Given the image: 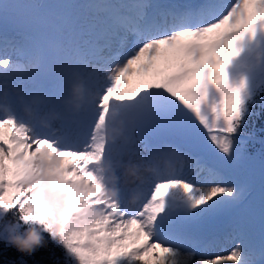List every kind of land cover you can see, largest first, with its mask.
<instances>
[{"label":"snow or ice","instance_id":"6c2138e0","mask_svg":"<svg viewBox=\"0 0 264 264\" xmlns=\"http://www.w3.org/2000/svg\"><path fill=\"white\" fill-rule=\"evenodd\" d=\"M0 20L15 25L3 39L21 54L0 67L19 77L13 87L32 117L16 114L5 86L0 264H264V176L259 241L236 219L238 242L227 255L182 251L206 242L204 225L246 199L248 184L223 171L247 158L238 138L264 145V0H0ZM126 42L132 47L118 59L113 51ZM43 71L51 86L37 82ZM101 71L103 82L94 81ZM90 103V130H37L58 115L42 120L43 106L75 112ZM208 142L220 154L215 163L202 154ZM118 171L144 189L131 204ZM29 225L39 226L42 246L28 253L5 242ZM42 249L46 259H36ZM10 250L17 255L4 261Z\"/></svg>","mask_w":264,"mask_h":264},{"label":"rangeland","instance_id":"374dc122","mask_svg":"<svg viewBox=\"0 0 264 264\" xmlns=\"http://www.w3.org/2000/svg\"><path fill=\"white\" fill-rule=\"evenodd\" d=\"M67 2H69V0H67ZM77 2H82V0H78ZM150 2L152 4H155V5H159L162 3H166V4L169 3L171 5H185V4H189V3H196V2H198V0H150ZM222 2L226 3V4H230V3L234 2V0H222ZM9 22L5 23L4 21L0 20V32L2 34H5V33L7 35L13 34L14 29H15V25L12 24V22L11 23H9ZM131 47H132L131 42H126L124 45L120 46L118 49H114L113 55L117 56L118 59L122 60L124 58V53H127L131 49ZM9 54L11 56L10 60H12V61H19L21 58V54L17 48H14V50H11V52ZM3 57H4V55L0 54V59H3ZM9 67L11 68V64ZM5 71H6L5 69L0 67V74L5 72ZM9 73H11V72H9ZM11 75L12 76H10V77L14 79L13 84L15 82L20 83L18 76H14L12 73H11ZM103 76H104V73H103V71H101L97 74H94L92 78L94 81L99 80L102 83L103 82V79H102ZM10 77H4L6 79V82L9 81ZM37 82L44 85V86H51L52 83L54 82L53 74L51 72H48V71H43L38 75ZM61 91L64 95H67L68 85L64 84ZM91 98L92 99H98L97 97H95V88H93V95ZM48 107L50 108L52 106L51 105H45L40 109V118L42 120H45V117L48 114V113H46V109ZM51 109L53 111H56V110L65 111L68 108L66 106H64L63 104H61V105L54 106ZM13 110H15V109H13ZM20 115L22 118L29 116V114L26 111H23V113H20ZM1 117L2 116H0V118ZM86 117L88 118L87 120H85ZM30 119H32V117L29 116V118H26L25 120H30ZM90 119H91V122H90V125H91L94 123V121L96 119L95 105L91 104V103L86 107L85 110L77 111L76 120L73 123L71 130L69 132H67V134L72 135L73 133H76L79 126L84 125V123H86ZM40 125L44 127V123H40L39 129H37L41 133V135H43V134H45V131L41 130ZM46 127H47V125H46ZM85 127H87V124ZM85 127H82V128H85ZM88 128L90 130V126ZM81 129L78 132H80ZM201 133L204 135V139L206 140V134L203 133L202 128H201ZM132 135H133V138L135 139V143L137 144V146L142 149V147H144V141L138 139V137L140 135L139 130H133ZM163 142H164L163 140H161V141L153 140L152 141V143H154V144L163 143ZM149 154L150 153L147 151L145 153H143L141 151V153H140L141 156H148ZM202 154L205 156V158L210 163H215L220 159V154L216 153L214 146H212L210 144V142H208L206 144V146L203 149ZM121 159L126 163L127 160L129 159V154H127V153L124 154L121 157ZM165 159L166 158L163 156V163H165ZM246 160L247 161L249 160L248 156H247ZM243 162H244L243 167L242 166L239 167V166H236L235 164L229 163V164L225 165L223 171H224V174L227 175L228 177L238 179V180H242L248 184V193H247L246 199L244 200V202L242 203L240 208L237 209L236 212L230 214L227 217H223L219 220H216L214 222L207 223L204 225V228L208 233L207 241H209V244H213V242H214V245H215V243L217 245L219 243L218 247H222V246H220L219 241L223 240L224 241L223 243L225 245H227V247L221 248L220 252L218 251V249L215 250L213 248L208 249L205 252V250L201 247V244L198 245L195 249H193V247L191 245H188V246H185L184 248H182V251L189 252V251L195 250L196 258H199L201 255H206V256L207 255L214 256L216 254L227 255L230 252L231 248L235 245V243L238 242L237 233L235 231V220L236 219H240V220L244 221L249 234L255 240L259 241L260 232H261V220H260L259 209L257 208V204H256L255 200L257 197H259V195L261 193V187H260L261 184H257V181L254 179V177H255L254 173L258 172L256 167H259V166L258 165L252 166L250 164V162L247 163L244 160H243ZM146 168H147V166L145 165V170H146ZM141 174H143V172ZM117 178L121 181L120 183H123L124 185H128V183L130 184L133 182L136 183V185L138 187L134 190L135 192L132 194L134 196L144 190L140 186V182H139L138 178L125 176L122 171H119L117 173ZM136 185H135V187H136ZM135 187H132V189H134ZM125 196H128V195H125ZM229 231H233L236 234L233 236L234 239H231V241L228 242L227 237L224 238V237H221V235H228V234H230ZM225 240H227V243L225 242Z\"/></svg>","mask_w":264,"mask_h":264},{"label":"bare ground","instance_id":"6f19581e","mask_svg":"<svg viewBox=\"0 0 264 264\" xmlns=\"http://www.w3.org/2000/svg\"><path fill=\"white\" fill-rule=\"evenodd\" d=\"M12 35L13 34L8 35V36L11 37ZM3 36H4V34H2L0 32V54L4 55L3 58L11 59V56H10L9 53L11 52V50H14V48H16V47H14L11 42H7L6 43L5 40L3 39ZM10 76H12L11 73H8L7 76H5V72L0 74V102L3 101V93H4V90H5V86H7V91H8L10 105H11V107L13 109H15L14 111L18 112V115L21 117V115L19 113H23V111H25V106H24L23 101L16 95L15 89L13 87V85L19 84V83L15 82L13 84L14 79L11 78ZM4 77H10L9 81L6 82V79ZM52 107H54V106H52ZM51 108H50V110L53 111ZM66 111L69 112L68 109L65 110V111H62V110L54 111L58 115L55 116L54 118L46 119L44 123L46 125H48V123H50V125L51 124H55V126L53 127V131H59V132H65V133L69 132L71 130V127H72L73 123L76 120L77 111H75V112L71 111L70 114L72 116V120H69V121H67V118H63L62 116L59 115L60 113L65 114ZM46 112H49V111L46 110ZM0 116H2L1 118H3V116H4V113H3L2 110H0ZM87 119L88 118L86 117L85 120H87ZM38 129H39V127H38ZM45 133H47V132L45 131ZM143 148L144 147H142V149ZM142 152L145 153L146 151H142ZM117 173H116V175H117ZM120 182L121 181L117 178L118 186H120L124 190V194L125 195H132L135 192L134 190L138 187L136 185V187L134 186L135 188L132 189V187H130L129 185H124L123 183H120ZM229 233L230 234H228V235H221V237H224V238L227 237L228 242L231 241V239H234L233 236L236 234L233 231H229ZM227 240H225L226 243H227ZM219 242H220V246H222V247H218L219 243L217 245H216V243H215V245L214 244H209V241H207V240H206V242L201 244V247L205 250V252L208 249H212V248L215 249V250L218 249V251L220 252L221 248L227 247V245H225L223 243L224 242L223 240H221ZM207 245H210V246L207 247Z\"/></svg>","mask_w":264,"mask_h":264},{"label":"trees","instance_id":"16d2710c","mask_svg":"<svg viewBox=\"0 0 264 264\" xmlns=\"http://www.w3.org/2000/svg\"><path fill=\"white\" fill-rule=\"evenodd\" d=\"M77 0H69V2H75ZM11 23V21L9 22ZM13 24V23H12ZM256 110H259V106L257 105ZM246 131H251V121L249 122V125L246 129ZM259 135V133H258ZM240 143L243 144L245 146V150L247 152V156L249 158V160L247 161L246 159H244L245 162L249 163L252 166H259L256 167L257 169V173L255 174L254 179L257 181V184H261L262 185V176H264V145H261L259 143V140H252L249 139L247 137H239L238 138ZM243 161L236 163L235 165L239 166V167H243ZM256 172V171H255ZM260 185V187H261ZM260 197H261V193L259 195V197L256 198L255 202L257 204V208L259 209L260 206ZM49 246H51L49 244ZM17 255V253L15 252V250H10L8 252H6L3 256V260L7 261L9 259L14 258ZM36 259H46V249H42L40 253H38Z\"/></svg>","mask_w":264,"mask_h":264},{"label":"clouds","instance_id":"9594fccd","mask_svg":"<svg viewBox=\"0 0 264 264\" xmlns=\"http://www.w3.org/2000/svg\"><path fill=\"white\" fill-rule=\"evenodd\" d=\"M42 233L39 226L29 225L15 235H9L6 243L16 247L20 251L32 252L36 247L42 246Z\"/></svg>","mask_w":264,"mask_h":264}]
</instances>
